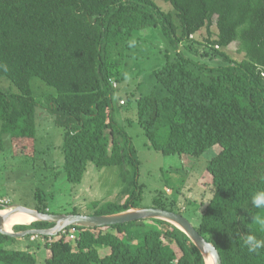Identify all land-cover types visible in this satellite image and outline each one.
I'll return each mask as SVG.
<instances>
[{
	"label": "trees",
	"instance_id": "obj_1",
	"mask_svg": "<svg viewBox=\"0 0 264 264\" xmlns=\"http://www.w3.org/2000/svg\"><path fill=\"white\" fill-rule=\"evenodd\" d=\"M161 1L174 14L154 0H0V80L6 78L16 90L0 89V148L8 135L14 155L35 158V119L43 105L33 97L30 81L37 78L54 90L43 102L63 130L68 182L80 183L88 162L137 169L131 138L115 120L113 97L124 80L134 34L158 30L174 53L153 71L160 91L136 99L138 125L163 155L200 157L219 147L206 166L212 196L195 228L215 244L222 264H264V249L251 254L236 239V232L249 230L264 237L252 222L264 213L250 204L251 195L264 188V0ZM202 29L210 36L205 45L196 38ZM232 43L243 54L241 61L224 51ZM209 51L220 59L217 66L194 58ZM134 198L130 192L117 203H96L91 215L126 211ZM176 202L168 211L182 215ZM153 207L167 210L161 197ZM38 211L48 213L47 206ZM235 214L244 223H232ZM52 226L34 221L13 228ZM31 237L43 240L45 264H205L181 230L158 219L69 226L55 236L22 238ZM12 239L0 233V262L37 264L29 250L4 248Z\"/></svg>",
	"mask_w": 264,
	"mask_h": 264
},
{
	"label": "rangeland",
	"instance_id": "obj_2",
	"mask_svg": "<svg viewBox=\"0 0 264 264\" xmlns=\"http://www.w3.org/2000/svg\"><path fill=\"white\" fill-rule=\"evenodd\" d=\"M154 1L164 12L173 11L170 4L161 0ZM174 20L177 22L176 18ZM210 30L213 38L215 26ZM196 38L200 44L205 45L210 36L202 29ZM202 50L203 47L199 52H203ZM224 51L236 61L243 59V54L237 51L236 43H232ZM173 53L158 30L146 29L134 34L128 65L124 69V80L118 84L113 98L116 123L131 138L138 167L135 169L124 164L96 168L92 162H88L80 183H70L66 179L61 150L63 130L54 124L43 102V96L54 94V90L37 78H32V95L43 105L38 109L35 119V158L14 155L8 135H3L0 148V199H6L11 205L35 210L47 206L48 213L65 215L73 212L93 214L94 204L98 203L100 206L107 202L117 203L130 192L135 195L134 208L153 207L154 200L161 197L166 209L174 211L172 201L176 198V212H181L194 227L197 226L199 213L212 196L206 166L218 153L219 147L211 148L200 157L163 155L150 146L137 122L136 99L155 89L160 91L153 71L164 64L166 54L172 56ZM215 57L209 51L208 55L194 58L214 67L221 63ZM0 89L5 92L16 91L6 78L0 80ZM127 96L130 101L126 102ZM145 225L157 226L158 223L146 221ZM12 231L19 232L13 227ZM40 241L43 245V240ZM103 251L104 249H100L99 253L102 254ZM35 257L37 264H42V259L36 254Z\"/></svg>",
	"mask_w": 264,
	"mask_h": 264
},
{
	"label": "water",
	"instance_id": "obj_3",
	"mask_svg": "<svg viewBox=\"0 0 264 264\" xmlns=\"http://www.w3.org/2000/svg\"><path fill=\"white\" fill-rule=\"evenodd\" d=\"M6 210V211H5ZM4 211V212H3ZM14 213H22L31 218L28 224L34 221L47 222L53 224L52 227L46 229H26L19 232L12 230L7 231L3 225L8 217ZM158 219L166 221L179 230H181L194 244L201 253L204 263L209 255L214 257V264H222L221 257L215 247H211V243L206 241L183 215L168 210L150 207V208H130L126 211L109 214V215H91V214H65L55 215L43 213L35 209H29L19 205H8L0 210V233L8 235L12 238H22L25 236H55L69 226H78L84 228L108 227L118 224H126L130 222Z\"/></svg>",
	"mask_w": 264,
	"mask_h": 264
},
{
	"label": "clouds",
	"instance_id": "obj_4",
	"mask_svg": "<svg viewBox=\"0 0 264 264\" xmlns=\"http://www.w3.org/2000/svg\"><path fill=\"white\" fill-rule=\"evenodd\" d=\"M250 204L252 208L259 210L260 213H264V188L257 189L250 197ZM243 209V208H242ZM200 214V213H199ZM232 221L240 220L244 223V217H237ZM259 226V230L264 232V214H257L252 217V222ZM236 239L242 241L243 247L251 254H257L261 249H264V237L258 236L255 232L249 230L244 234L236 232ZM211 247H216L211 241ZM207 264H214V257L209 255L207 257Z\"/></svg>",
	"mask_w": 264,
	"mask_h": 264
},
{
	"label": "crops",
	"instance_id": "obj_5",
	"mask_svg": "<svg viewBox=\"0 0 264 264\" xmlns=\"http://www.w3.org/2000/svg\"><path fill=\"white\" fill-rule=\"evenodd\" d=\"M40 240L36 239H26V238H14L10 241H7L3 246L6 249H12V250H29L39 258L42 259V264H45L43 262V259L45 260V250ZM1 263V262H0ZM38 263V261H37ZM2 264V263H1Z\"/></svg>",
	"mask_w": 264,
	"mask_h": 264
},
{
	"label": "bare ground",
	"instance_id": "obj_6",
	"mask_svg": "<svg viewBox=\"0 0 264 264\" xmlns=\"http://www.w3.org/2000/svg\"><path fill=\"white\" fill-rule=\"evenodd\" d=\"M31 221V218L22 213H14L5 221L3 228L7 231L12 230L15 225H25ZM207 262V260H206Z\"/></svg>",
	"mask_w": 264,
	"mask_h": 264
},
{
	"label": "built area",
	"instance_id": "obj_7",
	"mask_svg": "<svg viewBox=\"0 0 264 264\" xmlns=\"http://www.w3.org/2000/svg\"><path fill=\"white\" fill-rule=\"evenodd\" d=\"M0 204L4 205V207L10 205L9 201H7L6 199H0ZM32 240L35 239L34 237H31Z\"/></svg>",
	"mask_w": 264,
	"mask_h": 264
}]
</instances>
